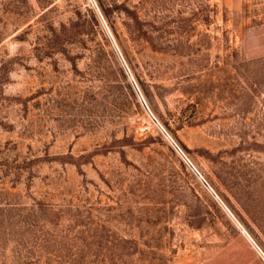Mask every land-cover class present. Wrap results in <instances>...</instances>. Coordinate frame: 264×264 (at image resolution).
Segmentation results:
<instances>
[{"label": "rangeland", "instance_id": "obj_1", "mask_svg": "<svg viewBox=\"0 0 264 264\" xmlns=\"http://www.w3.org/2000/svg\"><path fill=\"white\" fill-rule=\"evenodd\" d=\"M0 264H264V0H0Z\"/></svg>", "mask_w": 264, "mask_h": 264}, {"label": "built area", "instance_id": "obj_2", "mask_svg": "<svg viewBox=\"0 0 264 264\" xmlns=\"http://www.w3.org/2000/svg\"><path fill=\"white\" fill-rule=\"evenodd\" d=\"M185 161H186V163L196 172V173H198L197 171H196V169L194 168V166L192 165V163L187 159V158H185ZM201 182L210 190V191H212V189L210 188V186L208 185V183L203 179V178H201ZM212 194H213V191H212ZM215 195V194H214ZM256 247V250L258 251V253L263 257V254H262V252H261V250L257 247V246H255Z\"/></svg>", "mask_w": 264, "mask_h": 264}, {"label": "bare ground", "instance_id": "obj_3", "mask_svg": "<svg viewBox=\"0 0 264 264\" xmlns=\"http://www.w3.org/2000/svg\"><path fill=\"white\" fill-rule=\"evenodd\" d=\"M179 148V147H178Z\"/></svg>", "mask_w": 264, "mask_h": 264}]
</instances>
